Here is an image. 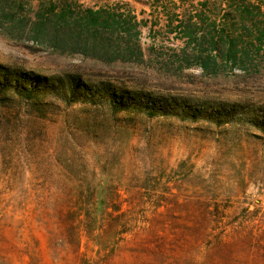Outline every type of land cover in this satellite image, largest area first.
I'll list each match as a JSON object with an SVG mask.
<instances>
[{"label": "rangeland", "instance_id": "obj_1", "mask_svg": "<svg viewBox=\"0 0 264 264\" xmlns=\"http://www.w3.org/2000/svg\"><path fill=\"white\" fill-rule=\"evenodd\" d=\"M51 1L0 17V65L40 91L0 130V264H264V52L204 72L194 42L254 34L233 5L264 0H73L135 16L100 17L141 52L113 60L48 44L88 33Z\"/></svg>", "mask_w": 264, "mask_h": 264}, {"label": "trees", "instance_id": "obj_2", "mask_svg": "<svg viewBox=\"0 0 264 264\" xmlns=\"http://www.w3.org/2000/svg\"><path fill=\"white\" fill-rule=\"evenodd\" d=\"M231 3L233 1L231 0ZM263 4V3H262ZM262 4H245L240 5L234 4L233 7H238L239 17H241V24L243 32L248 28L245 23H252L255 25V32L252 35L241 34L240 37L232 38L229 36L225 28L221 31H217L215 35L209 34L203 36L200 41H194L193 32L187 27L186 38L190 42H195L197 48L206 45L205 51L206 55H203V49L196 52V58L199 60L200 68L202 71H207L209 68V61L217 66V63L221 62L222 65H234L243 68L246 64L251 63V55L258 56L260 53L264 52V5ZM263 6V7H262ZM21 0H0V17H18L21 11ZM43 12L36 13L35 17H86V21L83 27L86 28L88 33L85 32H75L71 30L70 20H65L64 23H58L55 27V31L59 32L57 34H51L48 37V44H51L55 49L65 50L69 49V52H79L81 55L92 54L93 51L98 52L99 58H107L113 60L119 56L122 59L126 54L130 56L141 57L140 50L137 53L133 52V48L128 45L129 37L131 35L128 33L123 38H128L126 41L127 49L122 52H118L115 56V51L113 48L108 46L107 41L109 39L111 28L107 21L97 25L100 17H135L130 14L126 16L122 13H109L105 9H93L86 8L81 9L77 3L73 0H56L55 2H50L44 6ZM245 20V21H244ZM258 23V26H256ZM112 26V25H111ZM108 32V33H107ZM124 32L119 33L120 36L124 35ZM106 35H103V34ZM127 33V32H125ZM88 34L91 36L92 43L89 45ZM130 35V36H129ZM106 36V38H104ZM135 37V36H134ZM103 40L106 42V46H103ZM102 43H101V42ZM109 42V41H108ZM99 49V50H97ZM136 54V55H135ZM96 55V54H95ZM125 58V57H124ZM140 59H138L139 61ZM22 76L24 74H18L16 72H10L7 68L0 65V130L3 128V121L11 120V116H14V108L10 107L12 102H20L18 104L35 106L40 101V91L39 88L30 86L25 87L22 81ZM28 101L30 102L28 104ZM20 105V106H21ZM35 110L38 111V108ZM16 114V113H15Z\"/></svg>", "mask_w": 264, "mask_h": 264}]
</instances>
